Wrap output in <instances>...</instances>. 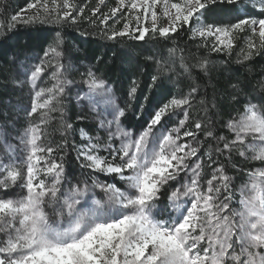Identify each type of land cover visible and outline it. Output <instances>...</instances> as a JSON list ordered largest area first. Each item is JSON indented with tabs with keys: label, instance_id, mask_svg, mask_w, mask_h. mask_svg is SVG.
I'll return each mask as SVG.
<instances>
[{
	"label": "snow or ice",
	"instance_id": "6c2138e0",
	"mask_svg": "<svg viewBox=\"0 0 264 264\" xmlns=\"http://www.w3.org/2000/svg\"><path fill=\"white\" fill-rule=\"evenodd\" d=\"M103 5L105 0H98L91 16L96 17ZM217 5L236 6L229 11L247 14L229 25L206 23L207 14ZM86 7L75 0H33L27 5L36 9L31 15L22 10L7 24L0 20V36H7L16 24H78L88 19ZM118 13L125 21L122 29L107 31L108 21ZM161 15L168 21L166 26H159ZM149 18L150 27L142 26ZM99 22L105 26L101 35L108 40L127 36L143 41L149 33L167 39L187 26L189 39L199 38L203 42L199 46L210 42L213 52L230 53L235 34L246 30L251 35L243 58L264 49V0H244L243 4L241 0H116V6L103 13ZM7 38L23 42L25 47L39 43L42 56L37 53L28 67L22 61L23 78L13 79L16 87L30 89V106L13 105L8 97L0 101V192L4 193L0 195V264H264V102H242L243 111L224 125L232 133L229 138L214 130L207 118L206 101H197L199 86L193 84L186 94L157 104L142 130L134 133L124 127L126 108L117 103L107 80L92 68L80 73L79 81L69 78L72 65L63 63L61 30L50 37L13 31ZM168 51L174 56L178 50ZM179 61L185 74L190 75L193 67L209 73L206 58L188 65L183 49H179ZM163 71L160 66L158 75L152 76L150 89ZM46 73L53 83L39 87ZM77 83L84 88L72 96L71 87ZM138 87L133 80L130 99H135ZM69 97L96 113L98 127L107 136L105 140L80 130L86 143L72 145L82 169L79 176L66 173L63 156L53 157L67 146L73 127L64 121ZM197 102L206 119H196L194 132L186 125L189 110ZM143 108L141 104V112ZM20 112L30 121L33 116L38 119L17 131ZM53 113L60 114L64 137L55 147L45 143ZM173 117H177L175 123ZM199 131L209 142L207 146L198 138ZM8 137L16 143H10ZM233 153L260 162V166L245 170L233 165L247 174V182L236 190L239 208L233 206L234 178L223 164L212 168L214 154L231 161ZM205 166L212 168V173L202 183ZM97 173L116 177L124 186L101 181ZM16 186L24 192L7 195ZM98 192L103 193L102 198ZM165 196L167 204L161 206Z\"/></svg>",
	"mask_w": 264,
	"mask_h": 264
},
{
	"label": "trees",
	"instance_id": "16d2710c",
	"mask_svg": "<svg viewBox=\"0 0 264 264\" xmlns=\"http://www.w3.org/2000/svg\"><path fill=\"white\" fill-rule=\"evenodd\" d=\"M33 0H2L1 12L4 23L10 22V17L19 11L27 9V5ZM85 8V17L78 24H65L62 27L57 25H23L16 24L14 32L16 34L32 33L33 35H42L50 37L56 30H61L64 36V48L70 52H76L72 55L77 66L82 62L89 64L98 76L107 80L115 91L121 107L126 108L123 123L130 130L138 126H144L148 114L161 103L165 98L173 95L186 94L191 85L199 86L197 101L203 98L206 101L208 112L207 118L213 122L214 130L217 134H223L232 138L225 123L232 118L233 113L243 111V103L251 101L252 103L264 102V49H260L249 59H244L241 55L243 38H237L235 46L231 52H213L211 45L199 46L203 42L200 39H189L190 32L187 26L172 34L169 38H160L151 35L143 40L129 39V37H118L116 40H108L101 32L105 26L100 24L101 15L104 10L101 6L100 12L96 17L91 16V9L96 7L98 0H75L78 6L88 4ZM116 3L113 1V6ZM89 20H95L92 24ZM109 23V22H108ZM110 23L108 24V26ZM107 30V29H106ZM13 31H8L7 36H11ZM81 33H85L81 35ZM7 36L0 38V101H3L8 95L7 84H9L7 72L10 64V58L15 52L31 54L34 51L41 52L39 43H32L25 47L23 42L8 39ZM259 45V44H257ZM169 48H177V53L170 57L174 71H167L169 67H163L164 71L159 73L157 85L149 88L152 83V76L158 75L157 61L164 63ZM179 49H183V56L188 65H194L197 60L206 58L209 61V73L205 75L199 69L191 68V74H185L180 67ZM157 55V57L155 56ZM148 57H151L149 59ZM179 73V75H177ZM138 82L135 99L128 97V92L132 86V81ZM176 81L177 87L169 84ZM162 82V83H161ZM232 85H238L233 88ZM178 88V89H177ZM148 99L145 101L144 97ZM236 97L234 99L233 97ZM215 103L216 107L212 108ZM143 104V112L140 105ZM2 104H0L1 107ZM190 116L187 127L191 131H197L194 128L196 119H206L202 106L197 102L189 110ZM73 122L85 127L89 133H93L94 127L85 123H78L74 111ZM79 131L80 128H77ZM59 133V132H58ZM198 138L204 141L203 131L198 132ZM205 146L209 143L204 141ZM69 146V147H68ZM70 143L63 149L68 155L67 163L69 166L76 164V158L73 155L75 150H70ZM215 161L223 164L225 169L232 176L242 172L233 165H238L239 169H253L248 162L244 161L238 155H232L231 161L225 156H213ZM163 203H167L166 196Z\"/></svg>",
	"mask_w": 264,
	"mask_h": 264
},
{
	"label": "rangeland",
	"instance_id": "374dc122",
	"mask_svg": "<svg viewBox=\"0 0 264 264\" xmlns=\"http://www.w3.org/2000/svg\"><path fill=\"white\" fill-rule=\"evenodd\" d=\"M113 1L116 3V0H105V5L102 6V8L104 10L103 13H107L110 8L114 7ZM243 2H244V0H241V4H243ZM87 5H89V2ZM1 6H2V0H0V20L4 21L3 14L1 12ZM235 7L236 6L217 5V6H215V11L209 12L207 14V16L205 18V22L206 23H215L217 25H229V24L235 23L239 18H242L247 14L243 10H241L240 12L229 11L230 8L234 9ZM35 11H36V9H28L27 8V9L23 10V14L27 16V15H31ZM157 11L159 13V12H161V9L158 7ZM21 12L22 11H19L18 13H21ZM120 16H121V14L118 13L117 18H115V19H119V23H116L115 19H110L108 21L110 23V25L107 27V31H111V30H113V28L116 30L122 29L123 23L125 21L123 19H121ZM257 16H258V13H257ZM100 17L102 18V15ZM167 23H168L167 19L161 15L160 19H159V26H166ZM132 26L133 27L135 26L134 21H133ZM142 26H149L150 27V18L147 22L142 21ZM150 35H151V33L148 34V36H150ZM250 35H251V33L247 30L244 32H239V33L235 34L234 44H235L237 38H243V41H244V43L242 45V49H241V55H243L244 51H247V38ZM146 37H147V35H146ZM0 38H1V36H0ZM197 39H199V38H197ZM211 39L212 38H209V41H211ZM256 42H257V44H259L258 37L256 38ZM208 44L211 45L210 42ZM64 46L65 45L63 44V50H64L63 63L67 66L69 64V61H70L71 65H72L68 71V76L70 79H74L76 81H79L81 79L80 73H82V72L86 71L88 68H92V67L89 64H84V62H82L80 64V66H77L78 64H75L74 60L72 59V55L76 54V52H70L69 53L70 56H68V51L65 50ZM37 53H40V52L34 51L31 54H26L25 52H22V53L15 52V59H13V56L10 58V64L8 66L9 70L7 72L8 80L10 83L7 84L6 87L8 89V94H7L8 96L7 97L12 100L13 105H16L18 103L20 106H22L24 108H28L30 106V95H29L30 89L27 86L23 87L22 89L19 87H16L13 84V79L14 78H23V68H21V62L22 61L24 62L25 67L30 66L31 62L34 61ZM40 55L42 56V53H40ZM155 56L157 57L156 54H155ZM167 56L168 57H166L165 60L162 59V61L164 63L161 62V66H163V67H170L173 63L171 60L172 58L170 59V57H173V56H170V53H167ZM49 71H51V70H49ZM52 83H53V81L49 78L48 73H46L41 78V81L38 82V86L39 87H50ZM169 84L173 85L175 88L177 87L176 81H171V83H169ZM83 88H84L83 84L77 83V84L73 85L71 87L72 96L75 95L77 90L83 89ZM112 89H113V86H112ZM113 92L115 94L114 89H113ZM115 97H116L117 103H119L120 101H118L116 94H115ZM2 106L3 105H1V107ZM73 111H74V113H76V119H77L78 123H85L87 125H91L92 127H94L93 133H89L88 131L85 130V127H83V126L79 127L76 122H73V118H74L73 114H72ZM240 112H242V111H240ZM237 114H238V112L233 113L232 117L236 116ZM52 115H53L54 119L48 125L47 131H48L49 135L46 137L45 143H50L55 147L56 145H59L62 143V140L64 139V137L61 136L60 114L59 113H53ZM78 117H83V119H78ZM37 119H38L37 116H33L31 118V121H30L29 118H27L23 114V112H20L19 119L17 120V124H16L17 131H22L23 128H25L28 125V123L35 122ZM176 120H177V117H173L172 123H175ZM64 121H66L67 123H71L73 126L72 129L70 130L68 136H67V141L71 145L69 149L72 151L74 150L72 147L73 142H75L76 145L86 143V141L81 140V136H80V130L81 129H83L86 133H88L89 135H91L93 137L99 135L100 137L104 138L105 140L107 138L105 131L102 129H99V127H98V120L96 118V113L92 112L87 106L81 107V105H78L76 103V101L74 99H72L71 97H69L66 101V112L64 115ZM122 123H123V118H122ZM123 125L125 128H127L124 123H123ZM138 125H137V128L132 130L134 133H138L139 131L142 130L143 125L142 126H138ZM77 128H80V130L78 131ZM186 129L190 130V128L187 126H186ZM9 131H11V129H9ZM230 135L232 137V133H230ZM188 139L191 140V138H188ZM8 141L10 143H16V141L12 140L11 137H8ZM2 151H3L2 146H0V152H2ZM63 151L64 150L54 152L53 157L58 159L59 157L63 156L66 173L70 176L71 175L79 176L82 169L80 168V163L76 158V151H75V153H73V155L75 156L74 158H76V164L73 166H69V164L67 163L68 155L65 154V152H63ZM102 154L107 155V153H102ZM232 155H238V154L233 153ZM204 159H205V161H207V157H204ZM241 159H243V158L241 157ZM244 161H246V160H244ZM246 162H248L254 168L260 166V162H258V161H246ZM219 164L220 163L218 161H216V163L212 165V168L218 166ZM212 168L205 166L204 172L202 174V183L204 181H206L208 178H210L211 173H212ZM226 172L229 176L234 178L233 179V185H234L233 191L235 192V197H234L233 206L239 208V204L237 203V201L239 200L240 194L236 190L239 189V187L243 183L247 182V174L245 171H242V172L238 173L236 176H232L228 172V170H226ZM96 176L101 181H106L109 183L115 182L117 184V186H120V187L124 186V182L120 181L116 177L105 176V175L99 174V173H97ZM23 192H24L23 189H21L19 186H16V187L9 189L7 195L18 196V195L22 194ZM3 194L4 193L0 192V195H3ZM97 196L99 198H102L103 193L98 192ZM162 201H163V198L159 203L161 204V206H165L167 203H163Z\"/></svg>",
	"mask_w": 264,
	"mask_h": 264
}]
</instances>
